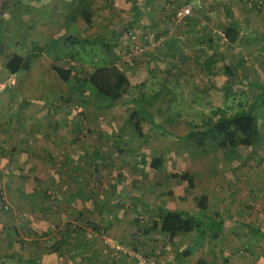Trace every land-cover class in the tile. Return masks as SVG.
<instances>
[{
	"label": "crops",
	"instance_id": "1",
	"mask_svg": "<svg viewBox=\"0 0 264 264\" xmlns=\"http://www.w3.org/2000/svg\"><path fill=\"white\" fill-rule=\"evenodd\" d=\"M36 1L0 0V96L8 94L0 106L6 112L0 122V264H33L27 261L29 257L42 264H137L133 250L155 254L158 264H196L199 258L207 264H264V106L259 109L263 142L254 147L239 144L229 154L218 147L206 153L185 149L176 153L169 151V137L161 135V144L140 151V137L124 131L123 124L133 125L124 105L97 108L90 102L84 104L73 87L54 74L53 60L46 53L34 56L28 68L15 73L5 66L11 53L24 57L34 45L54 42L59 35L53 31L65 30L62 20L77 0H69L64 8L52 4L50 12ZM92 1L96 0H91V23L77 14L72 27L83 37L95 39L96 47L101 48L102 40L110 44V60L127 75L133 96L144 92L153 76L162 74L157 81L162 79L166 89L173 88L168 81L177 80L178 87L198 93L192 105L200 121L224 103L225 95L246 97L250 102L258 93L255 85L264 82V5L224 0L218 7L196 11L178 25L173 12L186 0ZM231 21L239 23L238 34L243 37L234 42L222 37ZM12 24L20 32L18 37L11 34ZM150 32L164 35L163 41L153 44ZM204 48L212 56L203 54ZM87 61L89 57L61 62L88 65L91 71L95 64ZM40 89L48 91L43 92L49 95L48 102L13 106L18 96L40 97ZM88 93L86 88L80 96ZM57 101L66 104L58 107ZM8 105L21 115L11 118ZM74 110H88L89 121L95 114H104V131L93 121H81ZM112 115L124 116L126 121L107 120ZM60 116L64 119L58 120ZM14 124L27 132L37 127L38 136L31 142H21L19 137L18 144L8 131ZM93 128L97 133L90 137ZM107 136L119 142L108 147ZM158 155L163 157L161 167L139 172L140 160L149 164ZM163 164L167 170L157 174ZM63 168L73 174V180L65 181ZM184 170L194 176L191 188L187 180L171 176ZM123 190L122 198L117 194ZM202 194L207 196L205 209L197 205ZM155 205L191 211L204 222L216 217L220 226L214 234L207 229L200 235L194 229L170 236L157 228L144 233L140 225L155 215ZM18 209L29 215L19 217Z\"/></svg>",
	"mask_w": 264,
	"mask_h": 264
},
{
	"label": "trees",
	"instance_id": "2",
	"mask_svg": "<svg viewBox=\"0 0 264 264\" xmlns=\"http://www.w3.org/2000/svg\"><path fill=\"white\" fill-rule=\"evenodd\" d=\"M221 2L223 3L224 0ZM213 5L218 7V5L222 4L213 2L209 3L207 6L211 7ZM254 5L256 4L254 3ZM263 5L264 0H262V3H260L258 7L263 8ZM207 6H199L195 9L194 13L200 9H207ZM77 14H80L83 20L89 25L92 21L91 0H77L73 7L65 14L64 23H66V26H64L65 30L61 33V47L57 42H53L54 46L49 41L42 46L36 44L33 46L32 51L24 57L17 52L11 53L5 60V66L11 73H15L20 69L28 68L31 59L34 56L46 53L53 60L52 70L54 74L60 81H65L73 87V91L76 92L75 94L81 102L92 101L91 95L93 94L92 98L94 101H92V103L98 108L110 107L114 101L126 96L129 99V102H132L134 105L137 104L135 110L129 114L128 119L136 128L138 136L140 138L143 137L145 128L144 125H142V119L144 118L146 121L148 119L147 122H151L154 121L152 119L153 117L151 115L149 116V113L141 104L143 103L142 98L131 95L132 85L130 84L127 75L120 70L112 60H110L111 47L107 41H101L102 45L100 50H103V55L96 54V46L91 45L90 49H92L93 52L90 53L89 61L86 62L91 64V66L92 64H95L91 71L88 65L82 66L79 65L80 63L78 65H74L73 63L66 65L61 62L62 59H68L69 61L72 60L73 62L83 60L82 57L76 56V52H73V49L75 50L76 46L86 44L85 42H97L93 38L89 39L83 37L76 28H73V32H70L71 30L67 29L68 26L75 24ZM191 16L187 17L186 20L180 24H185ZM238 28L239 23L237 21H231L230 25L224 28L222 37L228 42L238 41L243 38L242 33L238 34ZM157 36L158 35H154L151 41ZM205 48L202 53H207L208 57L212 56V53ZM148 51L145 50L144 53H147ZM95 55L98 56L99 63L96 62L94 58ZM206 65L210 66L209 64ZM78 66H82L81 70H78ZM177 83L178 81L175 80L171 81L170 84L174 87ZM255 86L258 93L250 102L246 97L241 96L238 99L236 96L229 97V95H225L223 100L224 103L212 109L206 114V117L200 121L196 119L198 116L194 118L192 114L185 113V121H187L189 128L184 134H171V131H164L163 129L159 130L157 124L154 126V129H152V127L151 129L156 134L164 135V133H167L170 137L175 138L178 143H182L183 139H186L189 142L188 145H194L196 147L194 150L199 151L200 153H206L209 150L218 147L222 152L229 154L236 151L239 144L254 147L263 142V134L259 127V109L264 106V82H260ZM86 88L89 89V93L80 96ZM100 96H103V98ZM197 96L198 95H192L189 97L194 100ZM176 97L177 95L175 98ZM196 99H198V97ZM171 100L173 101L172 98ZM228 100H231V102L234 103H229ZM139 113L143 114L139 115ZM180 115L181 112L177 110L176 116L179 117ZM154 123L158 122L155 121ZM162 159L163 157L161 155L155 156L151 158L148 165L153 169L159 168L161 167ZM171 176L187 180L189 188L194 186V176L188 170H184L181 173H171ZM206 203L207 196L205 194H202L197 198L198 208L205 209ZM153 208L155 215L148 223L140 225V228L144 233H148L150 230L157 228L162 232L168 233L170 236L178 232H189L194 229H198L200 235H202V232L207 229L210 234H214L217 233V228L220 226V220L216 217L204 222L203 219L191 211L170 209L162 205H155ZM204 225L205 228L203 227ZM27 261L33 264H42L38 259L33 257L27 258ZM196 264H207V262L204 258H199Z\"/></svg>",
	"mask_w": 264,
	"mask_h": 264
},
{
	"label": "rangeland",
	"instance_id": "3",
	"mask_svg": "<svg viewBox=\"0 0 264 264\" xmlns=\"http://www.w3.org/2000/svg\"><path fill=\"white\" fill-rule=\"evenodd\" d=\"M33 1L35 2L36 0H33ZM99 1L100 0H96V1H92V2L93 3H98ZM26 3L29 4V2H26ZM36 3L38 4V6L41 5L42 8H44L46 11H49L50 12L51 11V7H52V4L57 5L58 7H63L64 5H68L69 4V0H58V1L57 0H37ZM60 11H61V9L59 10V12ZM45 17H47L49 20L56 19V17H50V16H45ZM13 19H15V18L13 17ZM62 21H64V18H63ZM50 24H53V23H50ZM53 25H55V23ZM15 27L16 26H14L12 24V26L10 28L11 29V34L12 35H15V37L16 36L18 37L19 34H20V32L17 31V28H16V30H14ZM67 29L71 30L70 32H73V27L72 26H68ZM56 32L57 31H53V33L55 35H59V36L56 37V40L54 42H57L58 45L61 47V45H62V34L61 33H58V32L56 33ZM8 34H10V33H8ZM1 39L2 38H1V35H0V42H1ZM47 40H49V37H48ZM49 42H50V40H49ZM85 43L86 44H84L82 46L81 45L80 46H76V49L75 50L73 49V52H76V56L82 57L83 60H86L88 57H90V53L93 52L92 49H89V44H88L89 42H85ZM97 43L98 42H96V43L95 42L94 43H90V46H91V44H92V46H94ZM51 44H53V42ZM100 49L101 48L99 46L96 47V51H95L96 54L100 55V53L102 52V50H100ZM161 76H162V74L153 76L152 77V81H149L148 87L144 90V92H141L140 94L137 93V96H135V97L142 98V102L144 104L143 103H141V104L144 106L145 110L149 113V116L151 115L153 117L152 119L154 120V121H151V122H147L148 119H147V121L144 118L142 119V125H144L145 133H144L143 137H141V138H138L137 137L139 139V141H140L139 142V146H138L140 151H141L140 148L146 149L149 145H154V144H156L158 142L160 144L162 143L161 141H159L160 140L159 136H161V134L160 135L159 134H156L152 130V129H154V126H156V124L159 127V130L160 129H163L164 131H171V134H174L175 133V134H180L181 135V134H184L185 132H187V130L189 128V125H188L187 121H185L186 114H189L190 113V114H192L194 116V118H196V116H198V111H194V106L192 105L193 101H196L198 99H196L197 98L196 97L194 100H192L193 98H190L189 97V96H192V95H198V93H196L194 91H191V90H187L186 88H182V86L178 87L177 85H174V87H173L172 90H171V88H167L168 89L167 90L165 88V84H164V82H163L162 79H159L160 81H157V79L160 78ZM36 82L41 83V85H47V84H49V83H47L48 82L47 80H36ZM62 83L64 85L67 84L65 81H62ZM170 83L171 82L168 81L167 84L170 85ZM11 91H14V89H11ZM162 91L164 92V94H162V95L159 96L158 94H160ZM8 92L10 93V90H8ZM40 92H41V95H42V96L40 95V97H36V96L31 97V95L29 97L28 96H18L17 97V100L18 101H13V106L14 107H17L16 105H14V104H17V103H19V105H30V104L34 103V101L37 102V103H39L41 101L48 102L49 95H44L43 94V92H46V94H47L48 91H45V90H41L40 89ZM155 93H157V95H155ZM131 95H132V93H131ZM176 95H177V97L175 98ZM92 96H93V94L91 95V99H92V101H94L93 98H92ZM7 97H8V94H2L0 96V106H3V103H5L4 99L5 98L7 99ZM100 97L103 98V96H100ZM171 98L173 99V101L171 100ZM92 101H88V102H90L89 103L90 105L93 104ZM126 101H127V96H126V99L120 98V99L114 101L112 105H114V106H116V105H124L123 106V109L125 110V113L128 116L132 112V110L137 107V104L134 105L132 102H131V104H129V101H128V103H125ZM26 102H27V104H25ZM57 102H58V105H59L58 107H60L63 104L64 101H60V102L57 101ZM85 103H87V101L84 102V104ZM166 104H168L167 105V110L164 112L163 107H165ZM13 106H12V108L10 106L9 107H10L11 118L14 119V116L16 118V115L19 116V115H21V113L19 111H17L18 109L17 108H14ZM177 110H179L181 112V115L179 117L176 116V111ZM87 111L88 110L83 111V113H81V112L78 113L77 110H74L72 113H75V114L78 113L79 116H80V118H81V121H85L84 123H88L89 124V122H91V121L97 123L98 124V127L99 128H103V131H104V129L106 127V126L104 127V125H105V121H106V118L107 117L105 118L104 114H101L100 116L98 114L97 115L95 114V116L93 117V119H91V121H89L88 118H86V116H85V113ZM5 114H6V112H3V109L0 107V122H2L1 120L4 119ZM116 114L118 115V113H116ZM140 114H143V113H139V115ZM113 115H112L111 118L108 117L109 119H107V120L112 119L113 121H117V122L120 121V123H122L123 121L124 122L126 121V119L123 120L124 116H122V118H119L118 119L116 117L117 115L116 116H113ZM163 116H165V118L167 120H164ZM88 117H91V116H88ZM139 117H141V116H139ZM169 117H170V120H168ZM57 119L58 120H63L64 118H61V116H60ZM155 121H157L159 124L158 123H154ZM6 123H7V121H6ZM11 123H14V121H11ZM129 125L123 124L124 131L125 132L128 131V133L126 135L129 136L130 134H132V136H135L136 137V134L138 135V132H137L136 128H134L133 125H130V126ZM19 126L20 125L14 124V126H11V127H14V128H12L11 131L8 130L9 133L11 134V136H12L11 137L12 140L15 141L14 138L17 137V141L16 142L18 144L20 142L19 137L22 140L21 142H26V141H30L31 142V140L33 138H35V137L38 136V135L35 134V131H36V128L37 127L34 128V129H30V131L27 132L24 127L22 129L21 126L20 127ZM151 127H152V129H151ZM47 130L50 131V129H46L45 128V131H47ZM100 131H102V130H100ZM157 132H159V131H157ZM96 133H97V131H95L94 128H93V131L90 132V133H88V136L93 137V135H96ZM153 135H154V137H156V140L155 141L153 140L154 139ZM79 136H82V134H79ZM150 136L153 139L150 138ZM164 136L165 137H169V139H170L169 142H168L169 151H170V149L171 150L174 149V150L177 151L176 153H179L178 150L184 151V149H185V151H187V153H194V151H195L194 149L196 147L194 145H192V144H189L188 145L189 142L186 139L185 140L183 139V142L182 143H180V142L178 143V142H176L175 138L170 137L167 133L166 134L164 133ZM148 138H150V140ZM164 139H168V138H164ZM107 140H109V143H107V146L108 147H110V146L113 147L114 144H115V142H119V140L116 137H111V136H107ZM65 141H67V140H65ZM79 142H82V141H79ZM74 143L75 144H78V142H75L74 140L68 142V144H74ZM82 143H84V142H82ZM70 146H72V145H70ZM125 146H126V144H123L122 147H125ZM161 151H162V149H161ZM167 151H168V149L165 147L164 152H167ZM93 163H94V161H92L90 163L91 164L90 166H92ZM124 163H125V161H124ZM140 163H141V165L140 164L137 165L140 173H141V170L142 169H145V168L150 167L148 165L146 159L140 160ZM65 167L68 168L66 165H65ZM93 167H94V165L92 166V168ZM66 168H63V173H62L63 175L62 176H63L64 179H66L65 181L67 182L68 180H73L72 179L73 178L72 177L73 174L70 173L68 171V169H66ZM167 168H168V166H166L165 164H163L162 165V170H157L158 172H156V173L157 174H161L165 170H167ZM169 184L170 183H167V185H169ZM164 185H166V183H164ZM119 194L123 198L124 197V195H123L124 194V190L121 191V193H118L117 195L119 196ZM19 211H20V213L16 212L19 217H25V216H28L29 215V213L25 209H21ZM31 255H33V253H31Z\"/></svg>",
	"mask_w": 264,
	"mask_h": 264
},
{
	"label": "built area",
	"instance_id": "4",
	"mask_svg": "<svg viewBox=\"0 0 264 264\" xmlns=\"http://www.w3.org/2000/svg\"><path fill=\"white\" fill-rule=\"evenodd\" d=\"M221 1L222 0H186L174 10V22L179 25L180 23L184 22L187 17L191 16L194 13L195 9H197L199 6L206 7L209 3H221ZM247 2L248 4L255 3L258 6L260 3H262V0H247ZM150 36L153 37L154 34L151 33ZM163 36L164 35L159 34L152 40L153 44L163 41ZM131 254L136 259L137 264H158L155 254H146L140 250H133Z\"/></svg>",
	"mask_w": 264,
	"mask_h": 264
}]
</instances>
